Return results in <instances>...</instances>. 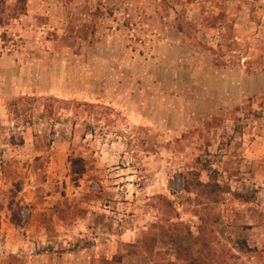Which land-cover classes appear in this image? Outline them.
Returning a JSON list of instances; mask_svg holds the SVG:
<instances>
[{"label":"rangeland","instance_id":"1","mask_svg":"<svg viewBox=\"0 0 264 264\" xmlns=\"http://www.w3.org/2000/svg\"><path fill=\"white\" fill-rule=\"evenodd\" d=\"M201 227L264 264V0H0V264H187Z\"/></svg>","mask_w":264,"mask_h":264},{"label":"trees","instance_id":"2","mask_svg":"<svg viewBox=\"0 0 264 264\" xmlns=\"http://www.w3.org/2000/svg\"><path fill=\"white\" fill-rule=\"evenodd\" d=\"M186 190H190L188 186H186ZM164 202H165V203H164L165 207H167L168 210L171 211L172 208H171L170 204H168L167 201H164ZM166 202H167V203H166ZM12 217H13V216H12ZM17 218H18V217H14V218L12 219V221L15 222V220H17ZM198 232H199V235H198V237H197V239H196V245H198V249H199L200 251L197 252L198 254H196V255L189 253V257H188V259H187V260H189V261H187V264H200V258H201V254H202V252H201V248H200V247L208 249V241H207V238L204 237V236H205V235H204V234H205V229H204L203 227H201V228L199 229ZM144 247H145V246H143V248H144ZM199 254H200V256H199ZM176 258H179L178 255H176Z\"/></svg>","mask_w":264,"mask_h":264}]
</instances>
